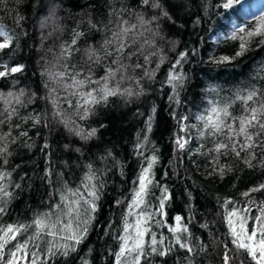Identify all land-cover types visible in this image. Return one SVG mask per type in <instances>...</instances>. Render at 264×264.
<instances>
[{"label":"trees","instance_id":"trees-1","mask_svg":"<svg viewBox=\"0 0 264 264\" xmlns=\"http://www.w3.org/2000/svg\"><path fill=\"white\" fill-rule=\"evenodd\" d=\"M226 2L161 0L172 20L161 19L158 27L156 22L142 25L138 21V13L145 20L159 16V9L143 5L141 0H6L0 4V29L13 36L10 47L0 51V68L4 69L5 63L9 68L22 66V71L0 78V93L19 94L21 90L25 93L21 97L23 105L12 101L16 114L10 121L8 113L4 112L6 105L0 101V113H3L0 120L4 121L0 124V137L11 133L0 144H6L11 153L5 157L7 164L0 161V170L10 173V179L0 183L9 185L8 191L12 193L6 213L0 215V227L28 224L34 216L51 210L60 199L56 190L64 182L72 188L80 186L89 171L86 166L91 164L103 187L87 235L75 252L67 257L57 255L48 264H114L124 219L127 217L128 222L133 223L136 218L129 215L134 192L138 189V182L134 181L155 155L150 192L144 204L132 207L131 211L133 214L153 213L151 231L157 234L158 240L161 236L165 238L164 245L158 247H172V250L166 256L150 254L142 264H223L224 245L234 249L227 213L234 208L247 207L250 212L241 214L255 217L260 214L259 208L264 207V190L250 192L264 184V166L260 164L264 150L254 149L255 167L244 163L243 152L240 158L230 153L219 156L218 162H214L215 153L202 154L212 144L200 139L197 128L192 127L200 124L196 116L206 114L211 102H226L236 93L243 94L252 88L264 92V42H261L264 37L247 36L248 31L264 23V7H261L264 0H233L231 6L224 7ZM122 8L126 10L120 12ZM53 11L54 15H50ZM17 17H23L19 25ZM120 17L128 21L125 27L136 25L127 36L131 47L126 49V54L136 51L137 55L123 63L134 65L138 62L143 67L135 70L129 67L119 86L121 90L131 89L141 94L110 96L106 103L96 105L87 119L81 120L75 115L74 107L66 102L71 99L75 106L78 99L68 96L64 89V83L71 81L67 76L60 80L50 78L49 74L52 77L59 72L87 74L91 66L93 79L104 76L105 66L112 58L100 65H91L85 49L91 47L99 51L106 40H114L113 32L119 31ZM89 21L96 27H90ZM234 25L244 31L239 30L235 38L224 39ZM75 32L84 35L71 45ZM244 42L246 50L243 55L236 56ZM69 46L71 55L62 57V47ZM116 46L114 41L108 50L113 51ZM180 53H187V56L176 66V71L182 72L186 79L176 90V99H169L175 93L166 81ZM144 55H149L147 64ZM222 57L232 59L218 63ZM153 69L152 79L144 76L145 70L152 72ZM116 79L120 80L119 75ZM115 83L113 81L110 86ZM53 100L57 101L56 105ZM57 110L64 112L65 117L75 122L74 126L85 132L97 129L96 135L82 140L70 132L59 117L53 116ZM230 111L240 115L242 104L237 101ZM149 116H153L151 131L147 130ZM182 116L188 119L178 123ZM32 117H39L40 122L35 123ZM183 124L189 126V132L181 131ZM23 132H27V136L20 135ZM178 136L189 140L184 150L175 144ZM45 144L48 147L45 148ZM220 167L225 169L222 176L218 171ZM16 184L20 187L16 188ZM165 188L170 199L164 204L166 215H160L159 204ZM246 192L250 195L245 196ZM176 216L182 217L180 223L187 226L188 232L183 236L195 248L194 254L176 245L168 230V225L175 226ZM156 221H161L163 226ZM253 225L254 221L249 219V229ZM31 234L29 229L9 243L5 260L10 257L7 253L14 250V245L23 243ZM145 239L149 240L150 236ZM44 248L41 244V251ZM32 251L36 249L30 244L29 256L23 264H30ZM42 260L43 257L38 264H42ZM240 260L244 264H254L244 255H239L232 264H239Z\"/></svg>","mask_w":264,"mask_h":264},{"label":"snow or ice","instance_id":"snow-or-ice-1","mask_svg":"<svg viewBox=\"0 0 264 264\" xmlns=\"http://www.w3.org/2000/svg\"><path fill=\"white\" fill-rule=\"evenodd\" d=\"M5 2L6 0H0V4ZM141 3L153 9H159V16L154 15L148 20H145L144 16L138 13L137 19L142 25L156 22L158 27L159 20H172L171 15L161 3V0H141ZM232 3L233 0H227L224 7H229ZM125 10L126 9L122 8L120 12ZM50 15H54V11ZM22 19L23 17L16 18L17 25H19ZM89 25L92 28L96 27L91 21H89ZM124 25H128V21L120 17L119 31L113 32L114 40H106L101 50L98 51L91 47L85 49V56L91 65H100L104 60L112 58L111 63L105 66L104 76L99 79H93L94 73L91 66L87 74L80 71L74 74L59 72L55 77L49 74L50 78L53 79L58 78L64 80L67 76L71 81V83H64V89L68 96L78 97V99L75 106L72 105L71 99H66V102L69 104V107H74L75 115L81 120L87 119V117L94 112L95 106L106 103L110 96H124L126 94L128 97H131L134 94H141L140 92L133 93L131 89L121 90L119 86L120 81L125 78V73L128 72L129 67L133 70L143 67V65L138 62L134 65H126L123 63L124 60H131L132 56L137 55L136 51L126 54V49L131 47V44L128 43L127 36L136 29V25L132 24L128 27ZM240 31L244 30L240 29ZM82 35H84V33L75 32L71 45H75ZM0 36L4 37L3 42H0V51H3L10 47L13 36L2 29H0ZM247 36L249 38L254 36L264 37V23H260L255 30L248 31ZM241 39L243 38L241 37ZM114 41L117 46L113 51H109L108 46L112 45ZM134 43L135 40L132 41V44ZM246 48V42L241 43V50L236 53V56L243 55ZM75 50L79 51V49ZM71 51V46L62 47L61 56L66 57V54L71 55ZM140 55H143L142 51ZM151 55H155V53H151ZM186 56L187 53H180L175 64L169 69L166 82L172 86L175 93V96L169 99H176V96H178L176 90L183 86L186 79L182 72L176 71V66L181 65V61H183ZM230 59L232 58L222 57L217 62H228ZM144 61L145 64L149 62V55H144ZM163 62V58H161L160 63L162 64ZM2 66L5 70L0 71V78L22 71V66L9 68L6 63ZM159 66L160 64H157V68H159ZM65 67H67V65H65ZM154 73L155 69H153L152 72L145 70L144 76L148 79H152ZM118 75L120 80L116 79ZM81 76H83L82 79L79 78ZM113 81H116L115 85L110 86ZM137 83H139V81H137ZM92 85H95V87H91ZM70 89H74V91H69ZM55 91L56 89L53 88L52 92ZM24 95L25 93L23 90H21L19 94H14L12 92L7 94L0 93V101H3L6 105L4 112L8 113L7 119L9 121L12 115L16 114V108L12 107V101L14 100L18 105H23L21 97ZM237 101L242 104L240 115H234L233 112L230 111ZM52 102L54 105L57 104L56 100ZM176 102L179 103L178 100H176ZM9 109L11 110L9 111ZM81 109L83 111H81ZM152 112L153 114L155 113V108H153ZM205 113L206 114L202 113L196 116L200 124L198 126H192L197 128L200 139L207 140L212 144V147L208 148L207 152L202 154L207 155L215 153L213 161L218 162L219 156L221 155H228L231 153L237 158H240L243 152L245 153L244 163L248 167H255L253 161L257 160V156L254 149L261 148L264 150V92L257 88L247 90L243 94L238 92L233 99L226 102H211V107L206 109ZM0 115H3V113H0ZM53 116L59 117L60 122L63 123L70 132L79 136L82 140L87 141L96 135L97 129L95 128L85 132L82 128L74 126L75 122L70 117H65L64 112L57 110L53 113ZM32 119L35 123L40 122L39 117H32ZM187 119V116H182L178 123L186 121ZM152 120L153 116H149L147 121L148 131H151ZM2 123H4V121L0 120V124ZM17 127H19V125H17ZM181 131L189 132V126L183 124L181 126ZM8 135H11V133L9 132L5 136L0 137V144L3 143ZM20 135L27 136V132H23ZM188 143L189 140L185 139L183 136H178L175 140V144L180 150H184ZM142 146L143 145H137V147ZM44 147L46 148L48 145L45 144ZM65 147H67V145ZM201 147H204V145L202 144ZM76 151H79V149H76ZM199 151L200 149H197V152ZM7 155H11V153L8 152V146L4 144L0 146V161L4 164L8 162L5 158ZM156 160L157 157L155 155L151 156L147 167H142L137 181H134V183L138 182V189L134 192V198L129 207V215H135L136 218L133 223H129L127 217L124 219L123 235L118 237L120 244L119 250L114 254V264H142V260L150 254L166 256L172 250V247H158V245H164L165 238L161 236L158 240L157 234L151 231L150 221L154 215L153 213L140 212L139 214H133L131 211L132 207H139L144 204L145 197L150 192L149 186L152 185L153 182L151 170ZM260 164L264 166V158L260 159ZM86 167L89 171L85 174L80 186L72 188L67 185V182H64L62 187L56 190L60 199L58 203L52 206L51 210L34 216L31 223L8 224L0 227V262H3V264H20L21 260H27L30 244L36 249V251L30 253L32 257L30 264H38V261H41V257H43L42 264H48V261L52 260L57 255L67 257L77 250V247L83 242L87 235L88 225L94 218L93 213L97 211V201L100 199L99 191L103 187V182L100 181V177L97 175L96 171L93 170L92 165L89 164ZM218 171L222 176L225 169L220 167ZM47 174L50 176V171ZM6 178L10 179V173L0 170V182L4 181ZM8 187L9 185L0 183V215L6 213L7 204L12 198V193L8 191ZM15 187L19 188L20 185L16 184ZM81 188H83L84 191H81ZM261 190H264V184L257 188H252L250 192ZM250 192H246L244 195L248 196ZM164 193L165 195L160 200L159 204L160 215H166L163 213V208L165 201L170 199L167 195L166 188L164 189ZM242 212L249 213L250 209L247 207L242 210L234 208L227 213L229 234L232 237L231 243L234 245V249H229L227 244L224 245L225 251L222 256L223 264H232V261L237 259L239 255L250 258V261L254 262V264H264V207L259 208L260 214L255 217L241 214ZM249 219L254 221V225L251 229L248 227ZM181 220L182 217L176 216L175 226L168 225V230L173 234L176 245H179L182 249H186L188 253L194 254L195 248L190 245L183 236V234L188 232V229L186 225L180 223ZM155 223L159 226H163L161 221H156ZM204 227H207V225H204ZM29 229L32 230V234L27 236L23 243L17 242L14 245V250L7 253L10 258L5 260L6 246L12 241H16L18 236L27 233ZM146 236H150V239L146 240ZM41 244L45 245L43 251H41ZM146 248L150 249V252L146 251ZM230 252L234 254L230 255ZM19 253L23 255H18ZM85 264H87V262H85ZM239 264H244V261L240 260Z\"/></svg>","mask_w":264,"mask_h":264},{"label":"rangeland","instance_id":"rangeland-1","mask_svg":"<svg viewBox=\"0 0 264 264\" xmlns=\"http://www.w3.org/2000/svg\"><path fill=\"white\" fill-rule=\"evenodd\" d=\"M261 7H264V6H261ZM242 29L241 27H239V25H234L231 32L228 34V35H224V39L225 38H234V37H237L239 36V30ZM4 40V37L3 36H0V42H3ZM0 71H4L3 68H0ZM18 255H23L22 253H19ZM10 257H8L7 259H9ZM6 259V260H7ZM23 260L20 261V264H23L22 263Z\"/></svg>","mask_w":264,"mask_h":264}]
</instances>
